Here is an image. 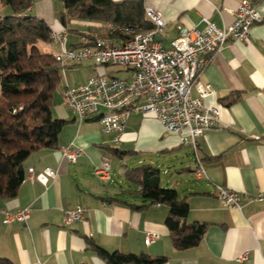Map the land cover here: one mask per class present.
Here are the masks:
<instances>
[{"label":"crops","instance_id":"0c3cea01","mask_svg":"<svg viewBox=\"0 0 264 264\" xmlns=\"http://www.w3.org/2000/svg\"><path fill=\"white\" fill-rule=\"evenodd\" d=\"M142 1L144 9L161 13L166 27L160 43L168 48L179 28L202 30L198 25L202 17L219 28L229 26L240 0ZM257 10L262 22L251 28L249 38L228 41L197 80V85L209 87L204 105L219 110V127L199 138L197 156L205 173L201 179L194 176L197 161L191 149L152 115L132 112L117 144L113 134L103 133L98 118L80 121L62 105V94L67 87L85 83L94 73L83 83L68 84L64 70L65 84L51 113L67 123L59 134L57 149L39 150L25 161V179L17 195L0 198V258L12 264H107L94 249L99 246L108 253L166 257L163 264H264V202L244 200L241 210H234L215 195L216 187L248 196L264 191V0L258 1ZM63 12L60 0H33L28 10L51 31L66 28L68 49L76 47L82 35L107 37L105 26L98 22L68 19L63 26ZM51 45L58 52V46ZM123 73L126 77L127 72ZM191 97L198 98L196 86ZM60 147L79 150L76 163L63 159ZM104 158L111 168L108 183L95 174ZM166 159L180 165L172 180L174 185H182L180 199L189 206L185 222L207 225L198 245L186 250H176L171 243L165 226L167 207H144L147 203L126 176L127 171L143 164H153L161 175L156 161ZM115 167L121 168L120 172L115 173ZM45 168L55 171L56 177L45 185L30 179L28 169L35 177ZM76 206L86 210L83 221L65 226L64 211ZM23 209L29 210L25 223H4V212ZM146 232L158 235L149 246L144 244ZM244 252H248V260L238 262L237 257Z\"/></svg>","mask_w":264,"mask_h":264},{"label":"built area","instance_id":"2783aa9c","mask_svg":"<svg viewBox=\"0 0 264 264\" xmlns=\"http://www.w3.org/2000/svg\"><path fill=\"white\" fill-rule=\"evenodd\" d=\"M258 1L240 0L234 11V20L227 27L219 28L202 17L198 23L202 30L179 28L178 36L168 48H163L156 40L166 27L161 13L149 7L144 9V14L152 29L130 39L82 35L78 45L68 49L67 29L63 27L52 31V43L59 48L54 58L63 67V78L66 67L77 66L87 60H91L95 66H118L127 72L124 78L94 74L83 84L67 87L62 94V105L80 121L98 118L103 133L114 135L115 144L119 142L125 121L132 112L154 116L167 132L178 135L181 144L193 152L197 161L194 176L197 179L205 177L203 165L197 156L199 138L205 131L219 127V110L204 105L203 100L210 93L209 87L197 85V80L209 60L228 41L247 40L251 28L262 22L257 10ZM106 30L110 32L116 29L108 25ZM193 86L198 92L196 99L191 97ZM140 100L142 102L137 104ZM252 139L259 140V137L253 136ZM59 152L69 163H76L80 156L79 150L70 147H60ZM110 170L109 160L104 158L102 164L96 167L95 174L108 183L111 182ZM32 171L28 169L30 179L44 185L50 178L56 177V172L50 168L43 169L35 177ZM215 195L225 207L234 210H241L244 200L264 202V191L248 196L216 187ZM85 211L80 206L64 211L63 224L68 226L83 221ZM28 218V209L4 212L6 224L12 221L25 223ZM157 238L156 233L146 232L145 246L153 244ZM247 260L248 252L237 257L238 262Z\"/></svg>","mask_w":264,"mask_h":264},{"label":"trees","instance_id":"16d2710c","mask_svg":"<svg viewBox=\"0 0 264 264\" xmlns=\"http://www.w3.org/2000/svg\"><path fill=\"white\" fill-rule=\"evenodd\" d=\"M68 19L111 25L107 37L130 39L152 29L142 0H60ZM0 198H14L25 179V161L43 149H57L64 120L55 119L51 109L63 67L54 53H43L40 44L50 45L51 29L30 16L33 0H0ZM120 30L122 32H120ZM71 67V66H70ZM68 68V67H66ZM138 188L144 207L159 204L168 209L165 226L173 247L186 250L198 245L207 229L204 223H186L189 206L176 190L160 185V171L143 164L126 172ZM107 264H163L166 257L144 254L108 253L94 246ZM0 264H12L0 258Z\"/></svg>","mask_w":264,"mask_h":264},{"label":"rangeland","instance_id":"374dc122","mask_svg":"<svg viewBox=\"0 0 264 264\" xmlns=\"http://www.w3.org/2000/svg\"><path fill=\"white\" fill-rule=\"evenodd\" d=\"M39 50L43 53H51V52H56V48L54 47V45H46V44H40L39 46ZM93 62L88 61V62H84L82 63L80 66L77 67H68L65 69V75H66V82L68 84H76V83H83L84 80H86L88 78V76H90L92 73L94 74H107V75H111L113 77L116 78H124L125 74L123 73L124 71H122L118 66H93L92 64ZM65 84L64 78L62 77V80L59 84V86L57 87L55 94H54V106L51 109V112L53 113L54 111V107L57 105V103L59 102V93L63 87V85ZM114 162H116L114 160ZM113 162V163H114ZM157 166L160 168L161 170V175H160V182H161V186H166L168 187V189H172V190H176L177 192H179L180 197L181 196V192H182V185L178 184V185H174L173 182V178L175 177V169L177 168V166L180 165H176V164H171L167 159L166 160H160L159 162L156 161ZM115 167L114 172H120L121 168H117ZM165 171H169V174H165ZM189 180L192 179L190 178ZM127 188V186H125ZM130 187V186H129ZM128 189V188H127ZM132 189V188H131Z\"/></svg>","mask_w":264,"mask_h":264},{"label":"water","instance_id":"95a60500","mask_svg":"<svg viewBox=\"0 0 264 264\" xmlns=\"http://www.w3.org/2000/svg\"><path fill=\"white\" fill-rule=\"evenodd\" d=\"M156 40L160 42V40H161V39H160V36H157V37H156Z\"/></svg>","mask_w":264,"mask_h":264}]
</instances>
